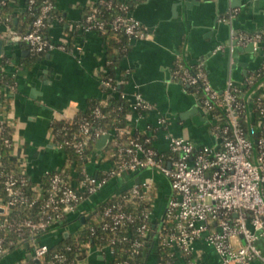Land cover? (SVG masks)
<instances>
[{"label": "built area", "instance_id": "obj_1", "mask_svg": "<svg viewBox=\"0 0 264 264\" xmlns=\"http://www.w3.org/2000/svg\"><path fill=\"white\" fill-rule=\"evenodd\" d=\"M5 4L6 0H0V6ZM55 8L56 0H27L23 10L33 15L29 29L19 31L7 17L0 20V39L3 43L24 44L33 54L68 51L71 47L69 41L54 42L48 34L51 21L59 19L54 14ZM88 8L89 12L81 24L84 32H102L110 26L128 35L131 42L152 36L148 26L132 15V4L128 0H95ZM103 9L115 10L116 13L109 19L103 18ZM235 13L237 9L230 10L228 14L233 16ZM249 45L254 51L264 54V31L232 33V50L236 46ZM74 48L79 49L75 46L72 50ZM223 49V45L216 48ZM231 63H234L233 57ZM126 74L129 75L130 71L126 70ZM174 79L189 87L199 98L203 112L213 121L211 131L219 141L217 144L198 146L188 138L166 132L164 138L168 149L159 151L154 144L155 133L166 124L164 118H159L156 126L147 125L148 134L131 130L134 136L125 146L119 147L116 158H93L79 179L75 172L76 179L67 181L61 174V167L48 171L46 174L51 176L47 195L41 181L34 185L35 195L30 196L24 188L26 178L19 177L14 169L3 171L6 199L1 198L0 230L10 227L21 234L24 228L46 231L62 223L67 226L73 219L88 214L81 207L90 201L91 196L101 192L111 181L121 178L119 187L103 200L109 203L100 213L103 230L111 233L109 244L95 247L111 256L110 263L120 253V259L114 264H142L138 257L144 245L143 239L149 236L150 222L159 219L164 226L162 243L169 245L175 255L188 254L194 263L199 264L194 258L195 243L204 240L214 248L221 264H251L254 261L264 264V60L256 71L247 74L245 82L229 79L222 92L212 86L203 61L190 64L178 57ZM117 82L125 84L126 80ZM101 83L115 89L111 79L101 80ZM249 86L253 89L246 93L244 89ZM14 88V85L7 86L6 93L14 95ZM121 96L129 100L132 115L136 114L138 118L145 117L153 109L141 92H136L132 99L124 92ZM101 116V109L96 108L94 119L84 120L79 133L60 142L54 139L52 132L53 146L61 150L69 146L82 155L89 140L108 135V142L114 132H106L96 125L95 119ZM2 122L0 119V135L6 128ZM128 132L130 130L119 129L121 134ZM4 141L14 152V140L7 137ZM91 163L97 165L93 170H90ZM96 170L104 173L99 175ZM19 174L24 175L20 170ZM157 175L168 179L171 187L161 215L157 213L160 191ZM139 202L150 205L140 215L124 207ZM36 203L41 208L39 219L9 217L12 208ZM98 204L90 210L93 211ZM138 218L141 224L135 229L138 236L134 237L132 226ZM92 231L94 234V228ZM72 234L77 238L76 231ZM13 244V240L0 235L1 254L8 253ZM122 244L127 245L120 250ZM82 248L90 246L86 244ZM49 249L50 245L41 242L34 247L32 255L41 260ZM54 258L67 264H80L82 261L69 258L64 252L55 253ZM158 264H165L160 257Z\"/></svg>", "mask_w": 264, "mask_h": 264}, {"label": "crops", "instance_id": "obj_2", "mask_svg": "<svg viewBox=\"0 0 264 264\" xmlns=\"http://www.w3.org/2000/svg\"><path fill=\"white\" fill-rule=\"evenodd\" d=\"M8 1L15 11L20 12L25 8L27 0ZM93 1L95 0H56L59 19L51 21L49 36L54 42L69 41L71 47L68 51L47 52L29 67L22 59L29 55L25 45L3 43L0 65L4 55L11 56L4 69L15 76L18 89L11 110L6 115L14 129L13 153L19 162L20 172L28 176L35 185L48 171L62 167L65 162V151L52 144V121L74 116L86 107L89 99L107 96L100 79L106 67L104 39L96 31L84 32L81 29L85 8ZM205 1L190 9L184 1L181 4L176 0H134L132 3V14L148 26L152 36L131 42L129 51L121 61V68L125 72L130 71L122 89L130 99L136 92H141L153 105V109L145 117L138 118L136 114L131 116L132 131L148 134V124L154 127L159 118L166 120L165 126L155 133L154 144L159 151L168 149L164 138L166 132L188 138L198 146H213L219 142L211 131L213 121L203 112L199 98L189 87L174 79L178 57L190 64L202 61L198 57L206 55L217 39H229L228 28L214 25L217 12L231 8L235 3L236 6L232 9L240 10L235 26L252 32L264 31V0H220L219 6ZM232 33L233 30L231 36ZM75 46L79 49L72 50ZM209 59L208 77H211L215 86L224 85L226 78L231 75L236 82H245L247 75L243 71L236 70L233 73L229 70L226 55L219 54ZM247 62L249 68L258 64L254 59H248ZM249 87L250 93L253 87ZM96 167L95 163H91L90 170ZM120 184L111 181L95 195L96 199L93 196L92 201L84 203L86 205L81 208L88 211L86 216L91 215L90 209L94 207L92 204L102 203L105 195L112 193ZM168 193L163 186L160 187L157 200L159 215L164 209ZM1 203L0 197V212ZM73 220L74 223H81L79 218ZM78 226L80 224L70 223L55 227L43 237L42 243L54 245L66 232L69 235L74 233ZM195 249L194 258L199 264H221L214 248L204 240H198ZM144 254L145 264H158L154 246L149 253ZM24 256L25 251L8 252L0 257V264H18ZM177 256V264H186L182 255ZM110 262L111 256L108 253L94 247L88 248L87 255L80 264ZM251 264L263 263L254 261Z\"/></svg>", "mask_w": 264, "mask_h": 264}, {"label": "trees", "instance_id": "obj_3", "mask_svg": "<svg viewBox=\"0 0 264 264\" xmlns=\"http://www.w3.org/2000/svg\"><path fill=\"white\" fill-rule=\"evenodd\" d=\"M134 0H128L129 4H132ZM89 12V8H85V13L83 20ZM116 11H107L103 9V18H111L114 16ZM54 14L59 16L57 9L55 8ZM9 17L11 25L21 32L27 31L29 29V24L33 19V15L28 10H23L17 12L14 10L11 3L6 0L5 5L0 6V20H5ZM82 20V22H83ZM104 39L106 45V67L100 75V79L107 81L111 79L112 85L115 89L111 87H106L102 83L103 90L106 92L107 96L105 98H93L89 99L87 105L84 109L79 110L74 116L64 119H54L51 123V129L54 134V139L61 141L64 138H69L74 133H79L80 124L84 120L94 119V110L100 108L102 111V116L95 119L96 125L100 126L106 132H114L113 137L107 142V144L101 149L98 147L99 139H91L88 141L85 151L82 155L76 153L71 147L65 146V162L61 167V174L69 182L72 180L79 179L82 177L83 169L88 165V163L93 158H104V160L114 159L118 156L119 147L125 146L129 139L134 136L131 132L132 127L129 123V118L133 111L129 106V100L123 98L121 93L123 92L124 83H119L117 81H124L128 79V75L125 70L121 68V61L127 54L131 47V41L129 36L122 31H116L112 27L108 26L105 31L98 32ZM49 34V33H48ZM24 46V44H22ZM46 53L33 54L29 53L26 57H23V63L26 66H33L38 60H40ZM11 56H4L2 65H0V119H3V126H5V131L0 135V197L6 199V194L4 190V177L2 176L3 171L14 169L19 177L26 178L25 190L30 196L35 195L34 185L35 183L28 178V176L19 174V162L13 154V148L5 144V138H12L14 134V129L9 125V119L6 115L9 113L12 107V102L14 95L18 91L16 86L15 76L7 72L4 67L8 65V61ZM9 85H14V95L7 94L6 88ZM250 87L244 89L248 93ZM109 95V96H108ZM6 118V119H5ZM130 130L126 134L119 133V129ZM141 134L145 132L140 131ZM76 172V177L74 173ZM96 173L103 174L102 170H96ZM51 174H46L42 177L41 183L45 189V195L50 191L49 181ZM109 201L99 203L95 209L92 216L86 220L82 226L76 228L77 238L73 234L68 237L65 235L54 245L50 246L49 251L46 253L45 257L41 260H37L33 257V249L35 246L42 242L45 235L51 232L54 228L50 227L46 231H31L29 228H24L23 232L19 234L14 228L5 227L0 230V235L5 236L7 240H13L14 244L10 246L8 252L13 251H25V256L22 258L21 262L18 264H67L59 263L55 261L54 255L57 252H64L69 258H76L77 261L83 260L87 255L88 249H83L82 246L88 244L90 248L105 246L109 244V238L111 233L103 230L102 222L100 221V213L105 205ZM150 205L145 202H139L137 205L126 204L124 207L127 211L140 215L143 213ZM91 211V212H93ZM10 218H16L18 220H23L25 218L39 219L41 217V208L39 203L33 206L20 205L12 208ZM140 218V217H139ZM137 219L135 224L132 226L133 236H138L135 233V229L141 224L140 219ZM66 223L58 224L61 226ZM94 228L95 233L93 234L92 229ZM150 233L148 238L143 239L144 245L142 247L139 259L142 264H145L144 258L155 247L157 256L160 257L165 264H177L178 256L172 253V249L169 245L162 243V235L164 233V226H162L159 219H156L149 224ZM127 244H122L119 248L121 250L122 246ZM67 247H71V250H67ZM4 254L0 253V257ZM186 264H196L193 262V257L188 254L182 255ZM120 259V253L114 257L115 261Z\"/></svg>", "mask_w": 264, "mask_h": 264}, {"label": "water", "instance_id": "obj_4", "mask_svg": "<svg viewBox=\"0 0 264 264\" xmlns=\"http://www.w3.org/2000/svg\"><path fill=\"white\" fill-rule=\"evenodd\" d=\"M177 3H181L187 6L188 9L194 7L195 4H200L201 2H204L205 0L199 1V0H191V1H186V0H176ZM205 3H212L215 4L216 6H219L220 0H207L205 1ZM235 3L231 6V8H227L226 10H220L217 12V14L215 15L214 18V25H218L219 27H226L229 29V39L227 41L221 40V39H217V42L215 43V45H213L211 47V49L206 53V55L203 56H199L198 58L200 60H202L204 62L206 71L208 73H210V69H209V64H210V59L209 58H213L216 57L219 54L222 55H226L227 56V63L229 66V70H231L233 73L237 70V71H243L244 74L247 75L248 72L250 71H256L260 66L262 61L264 60V54H260L256 51L253 50V46L249 45L247 47H242V46H236L233 48V50L230 48V39H231V31L233 30V33H237L239 31L245 32V33H252V31H249L245 28H238L237 26H235V19L238 18V15L240 13V10L237 11V13H235L233 16H229V11L232 8H235ZM136 19H138L141 23H143L135 14H132ZM144 24V23H143ZM259 31V30H258ZM15 45H19L20 43L16 42L14 43ZM219 45H223L224 49L223 50H216V48ZM2 47H3V41L0 39V53L2 51ZM28 52V51H27ZM234 58V63L231 64V58ZM248 59H254L258 61V64L255 67H250L248 66ZM246 67V68H245ZM245 68V69H244ZM209 79H211V77H209ZM229 79L235 80L234 77L228 76L225 80L224 85L217 87L215 86L210 80L212 86L222 92L226 86H227V81ZM236 81V80H235ZM243 82V81H242ZM107 140H108V135H103L99 141H98V147L99 148H103L106 144H107ZM91 217V215H88L86 217L82 216L81 222L85 223L87 219H89ZM65 236L68 237L69 233L66 232Z\"/></svg>", "mask_w": 264, "mask_h": 264}, {"label": "rangeland", "instance_id": "obj_5", "mask_svg": "<svg viewBox=\"0 0 264 264\" xmlns=\"http://www.w3.org/2000/svg\"><path fill=\"white\" fill-rule=\"evenodd\" d=\"M157 177H158V179L160 180V185H161L160 187L163 186V187H164V190H165L166 192H169V193H170V192H171V187H170L169 180L166 179L165 177H163V178H162V177H159L158 175H157ZM115 181H116V183H117V182L122 183V179H121V178L116 179ZM105 188H106V187H105ZM169 193H168V194H169ZM105 196H107V194H106ZM92 197H93V196H91L90 201H92V199H93ZM96 197H97V196L94 195V198H95V199H96ZM103 198H104V197H103ZM105 198H106V197H105ZM166 200H167V199H166ZM102 201H103V200H102ZM97 202H99V201H97ZM85 203H89V202H85ZM84 205H86V204H83V206H84ZM92 205L95 206V204H92ZM71 224H75V225L77 224V225H79L80 223H79L78 221H76L75 223H74V222H71Z\"/></svg>", "mask_w": 264, "mask_h": 264}]
</instances>
